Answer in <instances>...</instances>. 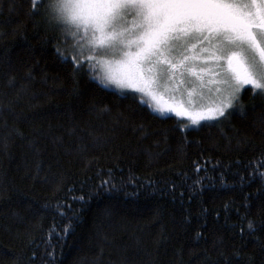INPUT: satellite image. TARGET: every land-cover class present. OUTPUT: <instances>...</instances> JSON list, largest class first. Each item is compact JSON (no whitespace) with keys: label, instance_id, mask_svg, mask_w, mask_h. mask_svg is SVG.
<instances>
[{"label":"trees","instance_id":"trees-1","mask_svg":"<svg viewBox=\"0 0 264 264\" xmlns=\"http://www.w3.org/2000/svg\"><path fill=\"white\" fill-rule=\"evenodd\" d=\"M31 9L0 0V264H264V96L182 128Z\"/></svg>","mask_w":264,"mask_h":264},{"label":"snow or ice","instance_id":"snow-or-ice-1","mask_svg":"<svg viewBox=\"0 0 264 264\" xmlns=\"http://www.w3.org/2000/svg\"><path fill=\"white\" fill-rule=\"evenodd\" d=\"M32 13L44 5L49 26L68 48L57 56L73 66V75L95 62L104 63L106 78L89 73L102 88L118 93L134 89L156 99L154 86L167 79L178 87L198 85L222 94L214 106L189 111L182 105L154 107L173 111L193 125L227 119L245 90L264 96V0H31ZM131 17V21H129ZM90 55L85 56V53ZM141 103L145 101L141 98ZM151 107V106H150ZM188 125L182 124V128ZM264 167V164L261 165ZM264 175V173H261ZM83 199V197H80ZM254 230L253 224L248 225ZM71 225L65 228V234ZM51 255V254H50Z\"/></svg>","mask_w":264,"mask_h":264},{"label":"rangeland","instance_id":"rangeland-1","mask_svg":"<svg viewBox=\"0 0 264 264\" xmlns=\"http://www.w3.org/2000/svg\"><path fill=\"white\" fill-rule=\"evenodd\" d=\"M129 21H131V17H129ZM73 43L71 39L68 40L67 44L63 42L61 43V48H68L67 56L71 59L72 52L70 50V46ZM90 55V53H85V56ZM85 69L93 75H97L101 78H106V74L108 72V68L104 63L99 62V58H97V62H95V67L92 70L88 69V66L85 65ZM191 84H184L181 86H177L171 81H168L166 78L161 80L156 86H154V92L156 93V99H153L152 96L144 94V93H136V97L141 100V98L145 101L146 104L151 110L156 107H164L168 108L169 105L173 107H177L182 105L184 108L189 111H197L200 109H206L214 106L216 103L223 98L222 94H217L214 89L209 90L208 86L201 88L198 83L194 93L189 95V88H191ZM109 89L116 90L115 86L109 87ZM117 91V90H116ZM134 89H125L124 93H132ZM151 106V107H150ZM158 114V112H156ZM175 116L185 121V124L188 127H197L198 125H193L191 120L187 116L178 117L175 112L166 110L164 115L161 116ZM215 120H209L207 122H211ZM205 121H201L204 123ZM199 124V125H200Z\"/></svg>","mask_w":264,"mask_h":264}]
</instances>
